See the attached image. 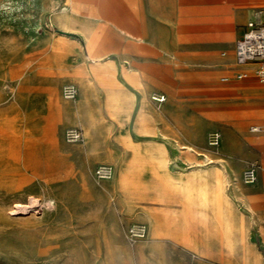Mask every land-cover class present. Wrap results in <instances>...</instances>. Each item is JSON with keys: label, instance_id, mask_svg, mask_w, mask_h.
Listing matches in <instances>:
<instances>
[{"label": "rangeland", "instance_id": "obj_1", "mask_svg": "<svg viewBox=\"0 0 264 264\" xmlns=\"http://www.w3.org/2000/svg\"><path fill=\"white\" fill-rule=\"evenodd\" d=\"M96 1L108 18L0 0V264H264V83L233 74L238 37L220 63H184L170 57L169 0L154 4L156 42L118 26L146 0ZM70 126L84 138L68 141Z\"/></svg>", "mask_w": 264, "mask_h": 264}, {"label": "crops", "instance_id": "obj_2", "mask_svg": "<svg viewBox=\"0 0 264 264\" xmlns=\"http://www.w3.org/2000/svg\"><path fill=\"white\" fill-rule=\"evenodd\" d=\"M149 4L148 8H138L136 16L132 19L127 17L124 19L125 25L131 27L126 28L118 24L126 33L132 37H136L141 41L143 38L140 36V32L143 31V27L146 28L148 41L156 42V37L151 31V26L154 24L153 18L155 15L154 4L157 0H146ZM170 1V57L180 59L182 62H189V59H199L202 63H220L225 60L219 55V49L222 45L229 46L235 38L234 44V62H233V74L237 77V73L241 71L248 72V76L239 78L244 79L254 74L255 65L252 63L238 66L235 62V47L237 40L244 34L247 29L248 21L253 17V13L258 8H264V6H255L254 3L264 2V0H169ZM77 2V3H75ZM137 3H143V0H135ZM74 3V4H73ZM80 3V4H79ZM70 9L73 16L83 15L86 17L97 16L100 18H108V12L98 4L96 0H71ZM76 4V6H75ZM87 5V6H86ZM75 6V8H74ZM97 8V9H96ZM123 19V18H122ZM123 24V22H120ZM137 28H132V27ZM144 33V32H143ZM141 37V38H140ZM197 40L200 43L199 49L192 50L191 42ZM209 68L204 67V71H208ZM213 72V71H212ZM210 73V72H209ZM214 73V72H213ZM230 75H223V77L229 78ZM238 78V77H237ZM171 81L174 82L173 75L170 72V93L174 89L171 85ZM73 82V81H66ZM65 82V83H66ZM64 83V84H65ZM75 83V82H74ZM244 85L253 87L256 85L254 79H247ZM63 84V85H64ZM154 91H160L166 94L168 100V94L166 91L156 89ZM167 100L158 107L163 108ZM250 108V107H248ZM260 126L261 124H252L253 126ZM258 132V131H253ZM238 156L242 155V152L238 151ZM256 156L264 160V151H259Z\"/></svg>", "mask_w": 264, "mask_h": 264}, {"label": "built area", "instance_id": "obj_3", "mask_svg": "<svg viewBox=\"0 0 264 264\" xmlns=\"http://www.w3.org/2000/svg\"><path fill=\"white\" fill-rule=\"evenodd\" d=\"M235 62L238 66H243L249 63L255 65L254 72L256 77L264 83V8H258L254 11L253 17L248 21L247 29L244 34L237 40L235 47ZM248 76V72L241 71L237 73L238 78ZM227 77H223L226 80ZM63 96L66 99H75L78 95V86L74 82H66L63 85ZM151 98L157 103L158 107L167 100L165 93L154 91ZM253 131H260V126H253ZM221 132L216 130L211 133L210 142L217 145L221 140ZM65 137L70 142L80 141L84 138V132L81 127L70 126L65 131ZM259 164L255 161L247 163L243 179L247 183H254L258 180ZM114 172L111 164L99 165L96 169V175L101 179L112 177ZM131 234L143 236L146 232V227L143 224H138L130 229Z\"/></svg>", "mask_w": 264, "mask_h": 264}, {"label": "bare ground", "instance_id": "obj_4", "mask_svg": "<svg viewBox=\"0 0 264 264\" xmlns=\"http://www.w3.org/2000/svg\"><path fill=\"white\" fill-rule=\"evenodd\" d=\"M75 3H77V2H75ZM74 4V3H73ZM80 4V3H79ZM72 5V4H71ZM75 6H76V4H75ZM75 6H74V8H75ZM87 6V5H86ZM132 35V34H131ZM141 38V37H140Z\"/></svg>", "mask_w": 264, "mask_h": 264}]
</instances>
